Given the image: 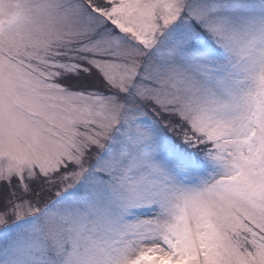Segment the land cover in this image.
I'll return each instance as SVG.
<instances>
[{
    "label": "snow or ice",
    "instance_id": "snow-or-ice-1",
    "mask_svg": "<svg viewBox=\"0 0 264 264\" xmlns=\"http://www.w3.org/2000/svg\"><path fill=\"white\" fill-rule=\"evenodd\" d=\"M0 264H264V0H0Z\"/></svg>",
    "mask_w": 264,
    "mask_h": 264
}]
</instances>
